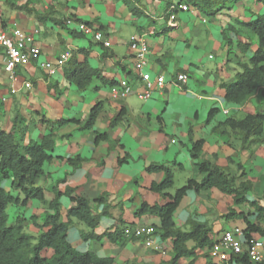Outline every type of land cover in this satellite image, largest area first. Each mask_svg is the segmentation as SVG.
Masks as SVG:
<instances>
[{"label": "crops", "instance_id": "1", "mask_svg": "<svg viewBox=\"0 0 264 264\" xmlns=\"http://www.w3.org/2000/svg\"><path fill=\"white\" fill-rule=\"evenodd\" d=\"M251 1L237 4L241 9L237 17L226 13L227 22L190 8L178 9L175 25H170L169 14H165L166 0L139 1L137 6L141 13L138 15L119 0H0V28L18 27L33 33V44L41 50L37 60L18 64L15 81L9 78L5 56L0 53V130L10 131L18 116L28 129L26 142L40 141L46 134L53 133L52 158L44 165V173L37 182L44 190L45 199L50 201L56 191L63 194L74 188L75 193L90 201L94 213L102 214L99 225L93 230L95 235L102 236L116 229L124 232L122 241H111L105 235L100 239H84L82 232L89 229L74 220L69 238L76 249L112 257L114 264L168 261L173 255L170 239H163L155 232L154 241L163 249L155 250L145 238L128 237L126 230L136 225L155 228L160 225L157 215H135L143 202L151 205L165 202L159 193L150 189L153 182L162 181L164 173L148 171L149 166L181 164L183 169H176L175 178H182L183 183L188 178L202 177L189 151L191 138L203 140L201 159L240 176V180H251L253 187L248 194L249 201L238 205L230 195L216 188L189 190L174 212L177 228L188 230L191 220L206 222L216 240L227 229L245 227L242 218L227 216L231 208L248 213L255 212L252 201L264 206V140H261L264 131L259 141L245 147L240 132L224 125L231 116L243 118L250 113H264V87L242 104L227 102L222 88V83L234 81L240 71L239 56L246 61L257 48L253 38L249 52L244 55L236 42H246L251 37L242 22L264 14L262 1ZM69 18L72 24L82 20L97 29L103 26L99 30L111 40V46L105 47L94 39L73 33L76 26L66 24ZM216 21H219L220 31L209 26ZM203 23L207 24L205 32ZM229 24L240 28V33L233 44H224L222 31ZM142 31L151 32L143 73L151 81H156L160 75L165 77L164 88H155L148 99L140 96L144 79L135 68V56L129 44L130 36ZM63 52H68L69 59L73 56L80 61L88 59L102 76L127 90V96L114 100L111 85L96 77L86 88L80 89L65 78L63 70L50 76L39 62H55ZM180 73L189 76L186 83L178 81ZM26 82H31L32 87L27 88ZM98 102L103 109L94 126L87 128L85 122ZM213 108H218V113L208 121ZM122 110H126L122 120L112 126ZM97 132L106 133L107 138L97 141ZM124 157L127 160L121 163ZM70 158L81 161L73 165ZM177 187L175 185L171 192ZM103 195H107V202H97ZM60 202L64 212L72 204L67 195H62ZM45 210L39 200H31L26 206H8V212L12 211V214L9 212L10 222L32 215L35 221L42 223ZM25 230L32 235L39 232L28 221ZM206 251L196 250L193 264H223L224 261L206 257ZM189 261L190 258H183L179 264Z\"/></svg>", "mask_w": 264, "mask_h": 264}, {"label": "trees", "instance_id": "2", "mask_svg": "<svg viewBox=\"0 0 264 264\" xmlns=\"http://www.w3.org/2000/svg\"><path fill=\"white\" fill-rule=\"evenodd\" d=\"M122 1L130 11L138 15L141 13L137 3L141 0H119ZM165 14H169L170 5L175 3L188 4L190 8L200 11L208 17L217 16L223 10H233L237 4L244 0H166ZM264 3V0H258ZM88 23V22H87ZM249 40L244 42L237 40L239 50L242 54L249 52L252 39H256L257 48L253 56L246 61L239 56L237 64L240 67L235 75L234 81L222 83L224 97L232 104H242L248 100L259 88L264 87V14H258L253 20L245 23ZM99 29H103L100 26ZM240 28L229 24L222 31L224 44H233V40L239 35ZM73 33L81 34L77 29ZM65 78L78 88L84 89L93 78H99L103 83L115 85L114 80H108L102 76L100 70L93 68L88 59L80 61L76 56L69 59L63 68ZM103 105L98 102L90 111L85 122V127L92 128L97 120ZM122 110L112 121L111 125H117L125 115ZM218 113V108L209 111L208 121ZM75 121H80L76 119ZM224 125L232 130L239 131L243 145L248 147L264 131V113L256 112L247 114L243 118L231 116L225 120ZM27 127L21 117L16 116L10 131L0 130V264H114V258L101 257L93 251H80L76 249L70 238L69 230L74 220L87 226L88 231L82 232L84 239H100L103 235L111 241H122L124 232L121 229L107 231L101 235L93 233L101 219V213H94L90 201L82 195L75 193L74 188H69L63 194L56 191L54 199L47 201L44 190L37 185L38 179L44 173V165L51 161L52 151L55 147L53 133L46 134L40 141L29 140L26 142ZM191 132V131H189ZM106 133L96 134V140L106 139ZM261 140H264L262 138ZM189 149L194 165L202 174L200 179L188 178L183 185L177 187L174 192L176 169H183L181 164L177 167L164 164H153L147 168L151 172H163L162 181L153 182L150 189L159 193L165 202L162 204H148L143 202L135 211V215H157L160 225L156 233L163 239L172 241L173 255L161 264H179L183 258H190L188 264L195 261L196 250H207L206 257L211 258L210 250L215 242L212 237V228L206 222L197 220L190 221L188 230H181L175 226L174 212L178 208L182 198L189 190L199 192L216 188L230 195L234 204L248 202V194L252 190L253 183L249 179L240 180V176H234L226 169L201 159L203 140L193 141ZM127 158H121V163ZM73 165L78 164L81 159L70 158ZM67 195L72 204L64 212L60 199ZM264 197V195H263ZM31 200H39L45 207L42 223L35 221V216L27 218L17 217L14 222L9 221V205L26 206ZM99 203L107 202V195L96 200ZM255 212H236L233 208L227 214L228 217L242 218L245 222L244 237H264V206L252 201ZM108 205V203L106 204ZM107 209V206H106ZM254 216V219H252ZM32 222L39 230L38 234L32 235L25 230V222ZM193 243V246H189ZM262 264L251 260L246 251L240 254H232L223 264ZM212 264V262H209Z\"/></svg>", "mask_w": 264, "mask_h": 264}, {"label": "built area", "instance_id": "3", "mask_svg": "<svg viewBox=\"0 0 264 264\" xmlns=\"http://www.w3.org/2000/svg\"><path fill=\"white\" fill-rule=\"evenodd\" d=\"M189 10L190 7L186 3L177 6L175 3L170 5L168 23L175 25L176 14L178 10ZM72 18L66 20V24H72ZM76 29L84 34V36L92 35L96 42L102 43L106 47L111 46V40L106 38L105 33L86 21L79 20L74 24ZM38 32V30H35ZM149 35L150 31L136 32L129 38V44L135 56V68L140 76L144 79V89L140 93L142 99H148L152 96L155 88L163 89L165 86L164 75L158 76L156 81L147 79L143 73V68L147 63V54L149 51ZM35 36L31 32H27L21 28L13 27L11 29L0 28V53L5 56V70L9 74L11 81L17 79L16 68L20 63H26L31 60H37L41 53L39 47L33 44ZM69 59L68 52H63L57 61L49 60L39 62L40 66L45 69L50 76L57 75L63 70L65 63ZM179 82L186 83L189 76L185 73H180L177 76ZM124 84V83H123ZM25 86L31 88V82H26ZM111 97L114 100L125 98L128 91L116 85L111 86ZM225 113H228L225 110ZM156 228L153 225H136L126 230L128 237L145 238L148 245H152L155 250H163L160 244H156L153 235ZM244 228L235 226L231 229L223 231V233L215 240L210 256L213 260L220 262L228 260L232 254H240L246 251L251 260L264 264V239L260 237H252L245 239Z\"/></svg>", "mask_w": 264, "mask_h": 264}, {"label": "rangeland", "instance_id": "4", "mask_svg": "<svg viewBox=\"0 0 264 264\" xmlns=\"http://www.w3.org/2000/svg\"><path fill=\"white\" fill-rule=\"evenodd\" d=\"M252 2H254V1L252 0L251 3H252ZM261 4H264V3L262 2ZM227 11H228V10H223L221 14H217L216 18H217L218 20H220V19L222 18L225 22H227L228 19L225 18L226 13L229 14L230 16L237 17L238 15H240V11H241V9H240V7H235L233 10L231 9V10H229V12H227ZM217 23H219V21H216V23H209V26H211V27H217V28H218V31H220V30H219L220 27L218 26ZM73 26H75V25H73ZM202 26H203V27H202V28H203V31L205 32V28L207 27V24L203 23ZM239 26H240V25H239ZM161 29H162V28H158V30H161ZM88 38H89V39H93V38H92V35L87 36V39H88ZM253 54H254V52H251L250 57L253 56ZM183 181H184V180H182V178H179V177L177 176V177L175 178V185L178 186V187H180L181 185H183ZM9 212H10V214H12V211H9ZM9 221H10V218H9Z\"/></svg>", "mask_w": 264, "mask_h": 264}, {"label": "clouds", "instance_id": "5", "mask_svg": "<svg viewBox=\"0 0 264 264\" xmlns=\"http://www.w3.org/2000/svg\"><path fill=\"white\" fill-rule=\"evenodd\" d=\"M106 47V46H105ZM178 76V75H177ZM111 86H113V85H111Z\"/></svg>", "mask_w": 264, "mask_h": 264}]
</instances>
